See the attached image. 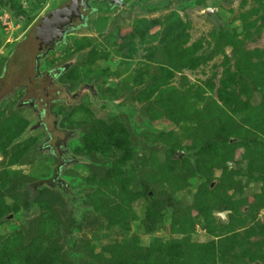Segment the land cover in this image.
<instances>
[{"label": "rangeland", "instance_id": "1", "mask_svg": "<svg viewBox=\"0 0 264 264\" xmlns=\"http://www.w3.org/2000/svg\"><path fill=\"white\" fill-rule=\"evenodd\" d=\"M17 1L27 16L0 0V70L63 0ZM197 4L114 32L103 12L94 33L59 57L87 50L70 75L107 92L140 86L135 98L152 126L144 135L161 143L139 151L123 123L74 109L72 120L92 122L86 149L109 160L103 175L82 172L98 188L74 248L73 221L48 189L35 197V221L19 218L22 184L48 183L55 162L15 98L0 109V264H264V0L226 2L211 14ZM69 251L86 256L72 260Z\"/></svg>", "mask_w": 264, "mask_h": 264}, {"label": "flooded vegetation", "instance_id": "2", "mask_svg": "<svg viewBox=\"0 0 264 264\" xmlns=\"http://www.w3.org/2000/svg\"><path fill=\"white\" fill-rule=\"evenodd\" d=\"M198 1L199 0H195L194 2L189 0H176L175 4V0H173L171 7H176L179 9L180 13L187 14L195 5H198ZM153 2V0H127L126 4H124V8L120 7L113 10H111L110 6L105 1H100L98 5L99 7L105 8L103 14H110L112 17L109 29H112L114 32L115 28H120L125 25L120 23L128 21V19H130L133 15L135 16V14H138L141 10L144 11V9H146L147 11L148 7H151L155 11L159 10L157 9L159 6L152 5ZM202 2L208 7V9H206L208 14H211L215 11L217 5L226 2L232 3L235 2V0H202ZM66 49V47H62L59 53H53L47 59L45 68L49 71L56 69L57 67L62 66L64 63L74 60L80 56V53L83 52L82 50L74 55L59 58ZM83 58L84 57L82 56V59L73 64L72 67L65 71L64 74H62L58 79V82L63 86H70L72 94L69 99L71 103H68L64 99L55 97L52 99V103L50 105L51 112L60 116L59 124L64 131H62L64 134L63 139L66 141V146H68L71 151H73V153L78 156L74 157L75 160H69L67 163V161L64 159H60V157L53 154L55 152L56 154H62L61 150H63V147L54 144L50 145L48 148V134L43 130L33 128V115L27 110L26 107L21 105V100L25 96V89H20L13 95L8 96V98L5 99L0 106V109H2L4 105L12 98L17 100V108L19 110L25 111L30 116L32 119V129L39 132V136L41 137V143L39 146H43L42 150L45 151L49 157L53 158L55 162L52 166L54 173L44 176L48 179V183L46 180L40 181L39 179H36L32 181H25L24 185L22 184L21 190L27 192L28 197L19 214V218L23 220L27 226H30V222H34V217L37 215L35 197L40 191L48 189V192L51 194L54 193V195L60 199L61 205L65 206V210L68 211V217L73 221L71 227L74 243L72 245L73 248L77 242L82 241V230L83 228L85 229V227L89 224L88 216L86 214V211L88 210L87 208L89 206L88 194L91 191L94 192V190L98 188L97 185L86 183L84 181V175L85 173H89L88 176H86L87 178L91 174L103 175L108 167L109 162L108 158L104 157L101 153L86 149L87 144L85 137L91 132L92 122L82 119L72 120L74 109L82 104L88 107V110H91L94 114H96L95 116H98L106 122L115 121L123 123L130 130L132 138L135 141L134 146L137 148V150L140 145L143 146V149L150 148L148 144L150 140L144 135L146 132H149V130H143L142 137L134 139L133 133L129 127V122L131 121L139 123V126H143L144 123V112L146 111L145 108L147 107L146 102L137 100L135 98L141 89L129 97L125 96L127 92L133 91L140 86L124 90L120 94H114L107 92L106 88L102 87L96 79L95 81L94 79L89 80L84 77L73 78V76L70 74L76 66H79ZM58 95L60 96V94ZM3 123L4 120L0 119L1 126ZM62 166L65 167L62 169V173L59 174V170H61ZM56 176L59 178L60 183H57V179L55 178ZM78 230L80 237L77 235ZM75 251H77V248H75ZM77 256V260H79L86 255L82 252H79Z\"/></svg>", "mask_w": 264, "mask_h": 264}, {"label": "water", "instance_id": "3", "mask_svg": "<svg viewBox=\"0 0 264 264\" xmlns=\"http://www.w3.org/2000/svg\"><path fill=\"white\" fill-rule=\"evenodd\" d=\"M100 1H105L111 10L124 8V4L127 2V0H63L39 17L7 57L0 73V106L8 96L13 95L20 89H25V96L21 100V105L26 107L33 115V128L43 130L48 134V148L54 144L63 147L62 154H56V152L53 154L60 157V159H64L67 163L69 160H75L74 157L78 156L66 146V141L63 139V129L59 124L60 116L51 112L50 105L55 97L71 103L69 99L72 94L70 86H63L58 82V79L73 64L82 59V56L84 57L87 54V50H83L80 56L56 69L49 71L45 67L47 59L53 53L60 52L62 47H72L75 37L94 33L93 19L103 13L105 9L99 7L98 3ZM153 1L152 5L159 6L157 7L159 10L155 11L148 7L147 11L146 9L141 10L128 21L120 24H129L136 18L143 16L158 15L163 17L172 6L173 0ZM189 1L194 2L195 0ZM139 89L141 87L127 92L125 96L129 97ZM143 120V126H139L137 122H129L134 139L141 138L143 130L152 129L145 112ZM148 144L149 147H159L161 145V143L151 141ZM142 149L143 146L140 145L138 150L141 151ZM64 167H61L59 174L62 173ZM219 215L223 218L226 213L221 212ZM77 235L80 237L79 230Z\"/></svg>", "mask_w": 264, "mask_h": 264}, {"label": "trees", "instance_id": "4", "mask_svg": "<svg viewBox=\"0 0 264 264\" xmlns=\"http://www.w3.org/2000/svg\"><path fill=\"white\" fill-rule=\"evenodd\" d=\"M6 1H7L6 4L9 5L10 10H12V11H14V12H16L22 16H27L26 11L24 10L22 4L18 3L17 0H6ZM32 223H33V221L30 222V225ZM73 244H74L73 241L70 239V245L72 246ZM68 255L72 260H77V258H78L77 254L75 252L73 253V252L69 251Z\"/></svg>", "mask_w": 264, "mask_h": 264}, {"label": "bare ground", "instance_id": "5", "mask_svg": "<svg viewBox=\"0 0 264 264\" xmlns=\"http://www.w3.org/2000/svg\"><path fill=\"white\" fill-rule=\"evenodd\" d=\"M56 179L59 180V178L56 176Z\"/></svg>", "mask_w": 264, "mask_h": 264}]
</instances>
